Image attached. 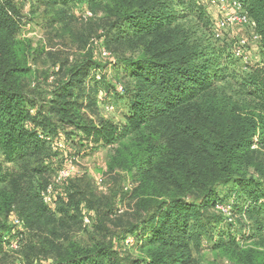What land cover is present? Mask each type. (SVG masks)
Here are the masks:
<instances>
[{"label": "trees", "instance_id": "1", "mask_svg": "<svg viewBox=\"0 0 264 264\" xmlns=\"http://www.w3.org/2000/svg\"><path fill=\"white\" fill-rule=\"evenodd\" d=\"M91 1L114 4L111 31L121 34L127 31L151 35L172 26L188 12L197 13L201 20L205 16L202 7L195 4L188 8L184 2L179 6L184 14H177L166 2L142 0L135 6L127 0ZM70 2L34 0L31 7L56 8ZM24 3L0 0V252L8 235L10 214L16 212L29 229L41 227L49 216L40 197L45 186L38 177L53 168L46 164L53 147L40 134L53 140L64 139L72 147L87 144L96 149L121 145L150 128L160 116H172L209 93L216 84L228 81L229 66H238L228 52L214 46L207 50L209 56L205 52L192 53L175 61L129 58L124 61V69L140 84L131 92L125 122L119 124L112 119H95L79 101L76 87L89 79L84 63L76 71L71 70L50 92L46 107L27 92L23 83L32 71L33 53L31 42L19 36ZM241 3L255 23L259 62L243 66L237 82V100L229 101L225 108L219 103L209 105L213 135L199 133L188 123L182 131L211 153L215 159L213 172L199 176L196 161L183 154L178 158L171 156L152 131L145 140L137 141L133 149L120 152L111 161V170L151 171L156 178L173 186L158 195L149 193L151 200L143 205L146 216L140 222L145 232L136 242L143 257L127 264H185L189 254L186 238L202 235L212 238L215 236L212 232L219 237L214 250L229 246L238 252L237 264H264V162L250 158L252 150L264 148V0H241ZM127 91L125 87L123 96ZM22 168L35 177L28 186L22 183ZM145 177L144 174L142 178ZM219 185L234 188L228 217L215 211L218 203L223 204L215 191ZM211 209L217 215L211 214ZM38 245L51 249L53 264H124L108 244L70 243L56 247L48 240ZM181 246L185 247L182 252L171 253V249Z\"/></svg>", "mask_w": 264, "mask_h": 264}, {"label": "rangeland", "instance_id": "2", "mask_svg": "<svg viewBox=\"0 0 264 264\" xmlns=\"http://www.w3.org/2000/svg\"><path fill=\"white\" fill-rule=\"evenodd\" d=\"M20 1L25 3L22 11L23 27L19 36L31 42L33 51L30 59L32 71L23 79V83L27 85V92L46 107H49L46 99L50 92L66 79L71 70L76 71L84 63L88 68L89 79L76 87L79 101L95 119H112L119 124L125 122L124 115L128 113L131 92L140 84L124 69L125 60L148 57L159 61H175L202 52L209 56L207 50L214 46L224 49L238 63V66H229L228 81L216 84L209 93L172 116H160L150 128L121 145L96 149L87 144L72 147L58 137L64 147L60 150L50 148L46 164L53 168L38 177V180L44 186L53 183L56 173L60 169H67L68 161L75 159L72 178L59 187L56 202L46 206L49 216L38 227L40 229H29L16 212L9 215L6 234L10 235L14 230V218L23 222L22 229L18 230L20 248L9 252L3 247L0 252V264H46L54 262V255L49 247L43 248L38 243L52 240L56 247H65L70 243L82 246L108 244L114 256L123 260L124 264L142 258L141 247H137L136 242L145 232L140 223L146 216L143 205H146V200H151L148 197L150 192L158 195V192L171 190L173 186L156 178L151 171L142 173V169L138 168L132 171L111 170V161L120 152L133 149L137 141L145 140L152 131L171 156L178 158L183 154L197 162L199 176L208 172L211 174L215 159L200 142L182 133L184 125L191 124L199 133L213 135L212 130L215 128L208 119L209 105L218 106L216 103H219L225 108L229 101L237 100V82L243 73V66L257 64L258 40H255L247 26L241 24L231 25L221 31L213 10L209 11L207 0H149L166 2L177 14H184V9L179 8L182 2L188 8L197 4L203 8L205 16L201 20L197 13L188 12L165 30L144 36L127 31L123 34L111 31L113 20L110 14L114 4L110 2L71 0L66 6L48 8L31 7L34 0ZM127 1L138 6L144 0ZM87 12H91L92 16L87 17ZM244 39L249 45L244 58L238 59L234 52ZM119 87L124 89L123 94H117ZM125 87L128 91L123 96ZM108 104L114 106V112L105 110ZM250 158L264 162V148L252 150ZM22 174L25 186L35 178L23 168ZM144 174L146 177L143 179ZM215 191L218 200L224 204L218 203L215 211L221 212L219 209L227 208L229 215H224L230 216L234 188L219 185ZM215 211L211 209L210 213L217 215ZM86 219L90 222L86 223ZM226 226L222 224L223 228ZM212 233L215 235L212 238L208 235L186 238L189 240L186 249L189 254L186 255L185 264H237L235 260L238 252L234 248L224 246L219 250L213 249L219 237L215 232ZM184 248L174 247L170 251L172 254L180 253Z\"/></svg>", "mask_w": 264, "mask_h": 264}, {"label": "built area", "instance_id": "3", "mask_svg": "<svg viewBox=\"0 0 264 264\" xmlns=\"http://www.w3.org/2000/svg\"><path fill=\"white\" fill-rule=\"evenodd\" d=\"M209 11L211 9L213 10L215 18L218 20V27L221 31H224L228 29L231 25L234 24H241L244 26H247L251 31L255 38V40H258V37L255 33V23L248 17L246 11L244 10L241 0H207ZM87 17H91L92 13L87 12ZM249 45V42L247 40H241L238 44V48L234 52V56H236L238 59L244 58V53ZM59 70V68H57ZM118 93L123 94L124 89L122 87L118 88ZM105 110L107 112H114V106L113 105H106ZM42 139L47 140L51 143L54 150H60L64 147V144L62 141L59 140H53L49 137H45L43 134H40ZM74 162L75 159H70L68 161L67 169H60L55 176V179L53 183L46 185L41 191H40V197L45 206H51L53 205L58 196V189L60 186H63L65 182L70 180L74 174ZM218 208V206L216 207ZM219 209V208H218ZM223 214L229 215V211L227 208L219 209ZM86 223H89L90 220L86 219ZM12 226L14 227V230L11 232L10 235L6 236L4 238V247L9 252L10 251H17L20 248V241L18 230H21L23 227V222L18 219L14 218L12 222ZM21 238V236H20ZM16 264H21L20 262H17ZM46 264H53V262H49Z\"/></svg>", "mask_w": 264, "mask_h": 264}, {"label": "crops", "instance_id": "4", "mask_svg": "<svg viewBox=\"0 0 264 264\" xmlns=\"http://www.w3.org/2000/svg\"><path fill=\"white\" fill-rule=\"evenodd\" d=\"M257 56V63L259 62V49H258V54L256 55Z\"/></svg>", "mask_w": 264, "mask_h": 264}]
</instances>
